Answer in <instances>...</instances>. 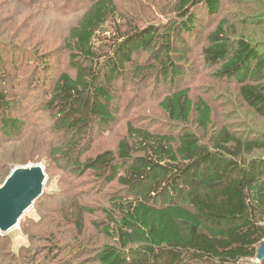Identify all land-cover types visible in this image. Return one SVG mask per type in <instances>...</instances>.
Here are the masks:
<instances>
[{"label": "trees", "instance_id": "obj_1", "mask_svg": "<svg viewBox=\"0 0 264 264\" xmlns=\"http://www.w3.org/2000/svg\"><path fill=\"white\" fill-rule=\"evenodd\" d=\"M203 3L215 13L220 0H178V15L187 18L186 23L176 22L164 32L135 29L120 39L106 37L108 46L99 51V37L110 25L117 5L114 0H94L69 33L67 45L76 76L61 74L45 106L55 117L59 132L66 136L63 145L52 150V157L65 160L75 177L86 168L105 186L115 183L117 187L116 196L103 207L108 224L102 228L93 224L115 241V245L92 248L97 264H244L257 259L264 243V140L237 137L224 126L213 135L210 145L203 143L190 124L194 119L199 130L208 132L213 110L203 99L195 102L189 88H177L159 102L169 120L180 125L179 134L156 133L129 123L116 151H102L83 160L94 150L88 147L90 120L105 123L114 119L111 76L125 72L124 65L131 61L134 50L154 49L151 57L156 66H151L152 72L163 73L170 84L178 86L185 73L174 57L185 56L179 53L184 48L176 47L177 38L185 43L180 34L175 36V30L192 32L196 21L191 10ZM254 19L264 27V12ZM226 24L220 22L208 34L204 60L215 68L219 79L237 81L239 99L264 117V40H231L224 30ZM85 61L90 66L84 67ZM105 63L112 71L102 80L100 68ZM2 65L0 50V68ZM5 81L12 83L13 79L8 76ZM16 106L0 92V114L12 112ZM1 122L3 134L20 133L18 118L5 117ZM84 141L88 144L82 149ZM258 153L260 157L254 158ZM73 204V211L62 215L72 226L71 236L89 251L84 244L86 215L94 212L79 202ZM26 252L25 256L15 253L13 263H45L32 247Z\"/></svg>", "mask_w": 264, "mask_h": 264}, {"label": "rangeland", "instance_id": "obj_2", "mask_svg": "<svg viewBox=\"0 0 264 264\" xmlns=\"http://www.w3.org/2000/svg\"><path fill=\"white\" fill-rule=\"evenodd\" d=\"M93 1L0 0L3 57L0 92L17 105L12 112L0 114V187L19 167L40 165L46 174L43 197L24 214L16 228L6 234L0 233V264H14V254L25 256L29 247L33 253L38 252V258L44 260V264H97L92 248L115 245V241L100 230L108 224L103 207L107 206L110 197L116 196V184L105 186L98 175L86 168L75 177L65 160L52 157V150L61 147L66 136L59 132L55 117L45 106L61 74L76 76L67 38ZM114 2L117 11L99 37V51L102 47L107 48L106 37L120 39L135 29L138 32H164L176 22H187V18L178 15V0ZM263 12L264 0H220L215 13H211L204 3L192 9L196 21L192 32L175 30V36L180 34L185 43H179L177 38L176 47H183L179 53L185 56L174 57L185 73L177 82L178 86L170 84L163 73L152 72L151 66H156L151 57L154 49L134 50L131 61L124 65L125 72L115 78L111 76L114 95L111 116L114 119L105 123L95 118L90 120L88 131L92 129V139L88 147L93 146L94 150L86 153L83 160L102 151H116L119 141L127 135L129 123L156 133L179 134L180 125L171 122L159 107V102L177 88H189L195 102L203 99L212 107V125L208 132L199 130L194 119L190 124V130L206 145H210L213 135L224 126L237 137L263 141L264 117L258 116L239 99L238 82L219 79L215 68L204 60L203 55V49L208 46V34L224 21L227 23L224 30L231 40L239 37L252 42L264 40V27H259L254 19ZM88 65L85 61L84 67ZM103 65L100 71L105 80L111 75L112 66ZM141 67L143 72H140ZM8 76L12 77V83L5 81ZM5 117L20 120V133L12 136L2 133L1 121ZM87 144L84 141L80 146L83 149ZM260 154L253 157H260ZM75 201L94 212L86 215L88 229L84 244L89 251L80 247V241L71 236L74 235L72 226L62 215V212L73 211ZM94 223L101 224V228L93 227ZM243 263L260 264L257 259Z\"/></svg>", "mask_w": 264, "mask_h": 264}, {"label": "water", "instance_id": "obj_3", "mask_svg": "<svg viewBox=\"0 0 264 264\" xmlns=\"http://www.w3.org/2000/svg\"><path fill=\"white\" fill-rule=\"evenodd\" d=\"M46 174L40 165L19 167L0 187V233L16 228L24 214L44 195ZM258 263L264 261V243L258 250Z\"/></svg>", "mask_w": 264, "mask_h": 264}]
</instances>
